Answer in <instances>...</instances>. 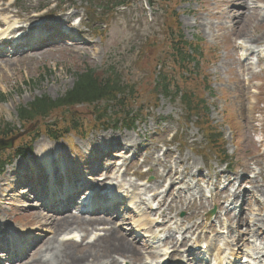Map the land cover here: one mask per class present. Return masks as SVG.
Returning <instances> with one entry per match:
<instances>
[{
  "label": "rangeland",
  "instance_id": "374dc122",
  "mask_svg": "<svg viewBox=\"0 0 264 264\" xmlns=\"http://www.w3.org/2000/svg\"><path fill=\"white\" fill-rule=\"evenodd\" d=\"M154 1V8L149 9L148 0H134L128 9L112 14L105 29L100 27L96 20L98 16L94 15L97 13L94 9L97 3L95 0H0V10L12 6L9 12L16 17L13 19L14 23L24 25L38 16L41 18L40 21L46 23L65 22V25L72 23L76 26L73 34H81L85 41L83 45L77 47L79 49L55 45L52 48H43V51L40 49L31 52V56L28 57L25 55L23 58L12 60L0 58L1 62L12 61L8 62L7 67H0V118L6 123L18 126L17 108L36 97L48 96L57 99L65 94L73 87L75 76L87 67L106 71L112 65L117 66L122 77L121 82L135 88L137 93L135 102L143 108L141 121L130 132L122 129L105 131L92 129L84 134V138L67 136L58 142H51L41 135L34 143L31 155L26 158H12L11 164L0 176L1 232H10L12 236L17 237L20 233L17 231L27 229L41 236L40 231L45 229L47 234L43 237L44 241L54 237L58 243L67 241L68 236L76 234L75 239L77 242L83 240V246L102 237L101 230L89 234L80 233L78 230L56 234L53 230L55 222L46 221L44 214L39 212V202L31 200L32 194L29 190L19 189L17 179L23 174L32 176L31 173L36 172V169H45L50 174L47 185L56 190L63 186L62 181L56 182L57 170L62 179L70 178L76 169L86 171L83 164L86 165L89 159L85 157L97 150V147L99 150L110 148L117 150L122 147L128 149V153L126 156H120L130 164L126 172L122 171V182L126 183V178H129L124 188L139 194V198L133 199L132 204L145 199L153 209L156 208V204L150 201V194H145V197L141 194L145 193L146 189L148 193L156 191L158 175H165L168 168L178 171L183 182L176 191L179 189L183 194L181 203L179 201L174 205V208L176 206L178 208L176 211L172 210L170 215L179 216L178 220L185 228L196 223L203 226L197 234L199 233V238L206 236L201 241H208L211 249L208 252L209 257L216 255L214 245L216 242L211 240V237H220L223 234L227 241L232 242L231 236H227V231L224 230L228 224L221 221L219 226L217 224L219 221L215 220L213 223L218 229L211 232L209 225L212 221L209 223L206 221L208 208L216 202L212 205L211 201L208 202L204 210L193 208V213L196 210L200 212V216L194 220H190L191 211H186L185 208L187 203L197 199L194 197H200V191L204 192L205 197L209 196L207 193L213 192L219 174L227 176L232 173L240 177V185L237 187L242 194L245 192L241 196L246 199L248 198L246 191L256 192L250 180H246L254 171L262 176L256 182L264 191V54L255 53L253 49L254 46L264 47L262 19L264 0H250L247 9L242 6L239 10L243 0H236V3H229L231 0H167L169 3L162 0ZM88 2L93 4L92 7ZM249 5L257 10L249 11L251 15L244 16ZM166 7L172 9L165 12ZM173 12L178 14V21L186 40L203 41L207 61L204 73L210 83V90L204 92L202 100L208 106L212 125L224 137L221 151L229 158L226 161L227 165L208 147L199 127L191 123V120L188 121L179 101L173 97H159L155 88L156 75L161 64L167 63L166 71L169 74L174 70L172 65H168L171 54L168 47V35L171 32L169 27L174 33L176 28L175 19L169 17ZM0 19L5 20L2 17ZM168 23L171 25L168 26ZM65 25L60 27L63 28ZM100 28L105 29L103 33ZM246 38L258 42L247 47L243 44L242 52V45L237 49L236 43L240 45ZM41 52L45 53L38 55ZM198 87L196 82L192 84V88L189 86L187 91L193 90V93L197 94ZM93 107L80 105L71 109L87 130ZM139 107L134 105V108ZM231 123L235 128L232 131ZM22 145H25V142ZM12 151L0 150V153L10 156ZM108 162H112V159ZM229 162L233 172L228 169ZM134 172L135 175L131 177ZM111 182L113 185L116 183L114 180ZM137 184L144 187H136ZM214 193L215 191L212 195ZM176 196L174 192L173 197ZM251 201L249 208L255 210V203ZM260 201L263 203L262 198ZM206 202L205 200L204 203ZM140 207L139 212L143 211L144 205ZM126 218L134 223V226L130 227L124 225L128 241L132 237L135 239L133 245L144 255L142 258L144 264H155L153 258L148 256V253L144 254L142 250V247L148 249V246H151L149 241L134 235L136 224L139 223L142 228L148 226L147 218L140 215L134 219L129 213L126 214ZM187 218L189 225L185 221ZM123 219L124 217H121L119 220ZM175 228L173 226L171 232H164V235L174 236ZM253 230H258V226H253ZM176 232L179 233V230ZM235 236L236 233L233 237ZM177 238L181 236L178 234ZM44 244L21 263H29L32 259L52 262L53 256L47 254L49 251ZM78 245L80 246L81 242ZM258 245L259 242L252 244L246 251H254ZM80 249L82 248L78 247V250ZM232 249L227 252L228 256L233 253ZM153 252L159 254L157 245ZM115 259L118 261L117 264L123 261L118 257ZM106 263L105 261L104 264ZM0 264L5 263L0 259Z\"/></svg>",
  "mask_w": 264,
  "mask_h": 264
},
{
  "label": "trees",
  "instance_id": "16d2710c",
  "mask_svg": "<svg viewBox=\"0 0 264 264\" xmlns=\"http://www.w3.org/2000/svg\"><path fill=\"white\" fill-rule=\"evenodd\" d=\"M131 1L98 0L97 9H101L104 15H107L113 13L119 7H127ZM168 41L171 51L169 61L174 67V70H172L173 76L165 73L166 65L164 64L157 76L156 89L166 98L168 96L178 98L184 106L186 114L196 116L199 126L207 135H211L213 128L206 121L207 108L200 99L201 94L196 96L191 91H187L189 86L199 82V80H201L202 86H205V90L208 88L207 80L201 78V67L204 59L201 41L197 40L194 43L186 41L178 28L176 35L171 34ZM178 72L181 73L177 78L175 74ZM135 98L134 90L120 82L115 67L111 66L104 72L87 67L75 76L73 87L60 98L57 100H52L48 96L36 98L28 105L20 107L18 113L23 124L35 123L37 120L42 121L40 124L52 138L54 136L53 129L45 124L52 113L61 109L63 114L60 117H65L68 115V108L70 107L80 104L100 106L103 103L104 108L97 116V121L106 120L111 114L115 118L114 123L117 127L131 129L136 120V116L133 115L134 108H131L135 103L126 104L125 101L127 99L136 101ZM119 116L122 117L121 120L118 119ZM14 133L7 126L0 131V135L5 138H10ZM215 143L216 145L221 143V136L215 138ZM5 163V161L0 160V173H2Z\"/></svg>",
  "mask_w": 264,
  "mask_h": 264
},
{
  "label": "bare ground",
  "instance_id": "6f19581e",
  "mask_svg": "<svg viewBox=\"0 0 264 264\" xmlns=\"http://www.w3.org/2000/svg\"><path fill=\"white\" fill-rule=\"evenodd\" d=\"M249 1L250 0H243L238 10L241 9L242 6L247 9ZM231 2L236 3V0L229 1V3ZM9 9H10L9 7L2 8L1 12L8 13ZM249 15H251V13L249 12V10L248 11L246 10L244 12V16H249ZM262 19L264 20V17ZM58 23H63V22H58ZM4 24L0 21V25H4ZM21 29H23V27ZM15 31H13L12 34H14ZM256 42L258 41H254V39L246 38L244 39L243 43L245 45L253 46L255 45ZM78 46L79 44H76V46L72 47V49H75V48L79 49L77 48ZM58 47H63V46H58ZM43 53L45 52H41L38 55L43 54ZM28 56H31V55L26 54V57ZM8 62H12V61H2V62L0 61V67L1 66L7 67ZM22 166H24V164H22ZM176 177H177V172H174V174H172L171 169L167 170L166 176L159 174L158 175V178L160 179L159 189H161L165 183L169 184V186L167 187L168 189L169 187H173L174 185L179 184V181L175 179ZM259 177L262 178V176L258 174V176H256L253 180H250V184L254 187L255 190L258 191V193L264 196L263 190L260 189L261 187L258 186L256 182ZM234 182L237 185L238 180L228 181V185L221 192V194L218 195L219 205H221L222 208L225 209L226 211H229L228 215L231 218H232V214L234 213V210H236V208L233 209L232 206L235 207V204L239 202V193H236L238 191L239 186L235 188ZM231 188H233L234 191L230 190ZM177 194H180V192L178 191ZM160 199H161V194L153 193L152 201L158 202V209L155 211V215L163 219L161 222V226H165L169 224V221H172V219H169L167 217V214L171 210H175L178 208V206L174 208V204H177L178 201L175 199H170V198L168 199L162 198L161 200ZM179 203H181V201ZM224 203H227L229 205L228 209L225 207ZM199 207H202V205H199ZM260 207L261 208L257 210L255 221L259 220V222L262 223L260 225L264 226V216L260 217V214H261L260 210L263 209V207L262 206ZM244 210L246 211V207ZM239 212H240L239 215H241V209ZM235 220L238 221V218H236ZM46 221L51 222V219L48 217ZM246 221H248V218L246 216L245 218L242 217V219L239 221L240 223H243V226L240 227V229H242V234L236 241L237 245H246L248 243L247 238H249L250 236L255 237V235H253V232L250 231V226ZM53 222H55L53 223V230L56 234L61 233V232L63 233L64 231H69V230H78L80 231V233L83 232V233L89 234V231L96 232L98 231L97 228H100V227H103V228L109 227V228L102 230L103 237H99L94 242L86 246H83V245L77 246L76 244H73V243H65V244H63L62 242L58 243V240H55L53 239L54 237H52V239H49L45 242V244L47 245V249H48L47 251H49L47 254H52L53 256L52 262H48L42 259H39V260L32 259L29 263L24 262V263H17V264H104L105 261L107 262L106 264H117L118 261L115 259V257H118L119 259L124 260L122 263L126 262L127 264H144L143 259H142L144 255L139 253L141 251L136 250V247L132 243L133 239L128 241V238L126 237L125 234H123L121 229L113 231L115 228H117L116 227L117 225L114 222H112V220L102 218V217L100 218L98 217L78 218V217H75L74 215L72 216L66 215L65 217H62L58 220H53ZM199 228L200 226L194 225L189 230L197 231ZM263 240H264V237H263ZM186 243H187V240L185 239L181 241L180 245H183ZM165 244L168 246H171L172 249H175L177 248L179 243L174 238H171ZM78 247L82 249L78 250ZM81 250H85V251H81ZM47 254H45L44 257H46Z\"/></svg>",
  "mask_w": 264,
  "mask_h": 264
}]
</instances>
